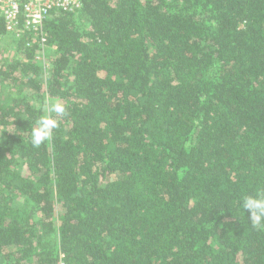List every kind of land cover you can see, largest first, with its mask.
Returning <instances> with one entry per match:
<instances>
[{
  "label": "trees",
  "instance_id": "16d2710c",
  "mask_svg": "<svg viewBox=\"0 0 264 264\" xmlns=\"http://www.w3.org/2000/svg\"><path fill=\"white\" fill-rule=\"evenodd\" d=\"M43 34L0 17L3 264H264L237 207L264 186V0H83Z\"/></svg>",
  "mask_w": 264,
  "mask_h": 264
},
{
  "label": "built area",
  "instance_id": "2783aa9c",
  "mask_svg": "<svg viewBox=\"0 0 264 264\" xmlns=\"http://www.w3.org/2000/svg\"><path fill=\"white\" fill-rule=\"evenodd\" d=\"M82 3L83 0H0V17L6 33L25 40L26 45L37 43L43 50L46 47L44 22L57 14L74 12Z\"/></svg>",
  "mask_w": 264,
  "mask_h": 264
},
{
  "label": "clouds",
  "instance_id": "9594fccd",
  "mask_svg": "<svg viewBox=\"0 0 264 264\" xmlns=\"http://www.w3.org/2000/svg\"><path fill=\"white\" fill-rule=\"evenodd\" d=\"M42 109V115L36 120V124L30 130V143L33 147H40L52 139L53 130L59 127L56 116L67 115L66 106L56 101H47ZM237 207L245 215L254 228H264V186L258 187L253 193L243 195L237 201Z\"/></svg>",
  "mask_w": 264,
  "mask_h": 264
},
{
  "label": "rangeland",
  "instance_id": "374dc122",
  "mask_svg": "<svg viewBox=\"0 0 264 264\" xmlns=\"http://www.w3.org/2000/svg\"><path fill=\"white\" fill-rule=\"evenodd\" d=\"M13 37L11 35H8V36H5V37H2L0 39V46L1 47H5L4 43H7L8 41H13ZM40 59L44 58L42 55H40ZM46 58L48 56V54H45ZM0 264H3L2 260L0 259ZM59 264H62V263H59Z\"/></svg>",
  "mask_w": 264,
  "mask_h": 264
}]
</instances>
